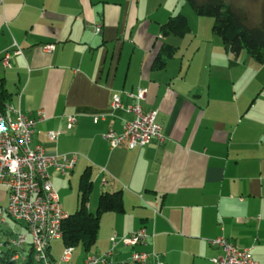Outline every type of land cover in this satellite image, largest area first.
<instances>
[{
  "label": "crops",
  "instance_id": "0c3cea01",
  "mask_svg": "<svg viewBox=\"0 0 264 264\" xmlns=\"http://www.w3.org/2000/svg\"><path fill=\"white\" fill-rule=\"evenodd\" d=\"M177 5L184 7L179 0H2L0 60L14 45L21 50L9 68L0 61L5 104L44 114L31 138L46 155L78 154L65 175L49 171L56 192L89 168L90 212L102 192L121 193L123 212L101 216L93 255L106 254L112 236L142 227L150 235L145 246L119 243L105 264H128L133 251L155 252L164 264H212L221 250L209 242L219 237L264 264V64L229 52L212 24L195 32L191 24L202 20L192 16L185 15L189 34L163 36ZM163 44L176 51L154 68ZM138 88L147 89L143 110L157 109L165 141L111 149L102 136L121 133L129 118L108 114L111 95ZM67 116L76 118L71 129ZM50 131L61 133L56 141L45 137ZM60 239L50 242L52 261L51 244ZM23 251L25 261L30 251ZM73 251L65 264H83Z\"/></svg>",
  "mask_w": 264,
  "mask_h": 264
},
{
  "label": "built area",
  "instance_id": "2783aa9c",
  "mask_svg": "<svg viewBox=\"0 0 264 264\" xmlns=\"http://www.w3.org/2000/svg\"><path fill=\"white\" fill-rule=\"evenodd\" d=\"M99 31L96 26L93 32L98 34ZM14 48L0 60L4 68L10 67L13 55L21 54L18 46L14 45ZM53 49V45L44 46L46 52ZM147 92L145 88H138L133 92H114L111 95L108 114L124 112L129 116L123 120L121 133L109 131L102 136L111 149L124 143L130 150L143 147L153 140L157 144L164 143L162 128L157 123V109L147 112L143 110L142 102ZM122 95L131 103H123ZM9 113L15 115L14 120L9 117ZM105 116H97L93 122ZM44 118L41 111L30 116L10 104H5L0 111V189L7 195L6 205H0V225L5 226L7 218H10L24 228L23 232L14 234L7 242L0 244V252L3 248L13 251L12 260L17 261L25 257L23 248L27 246L30 253L26 260H32V264H57L51 261L49 245L52 240L61 238V222L68 214L61 209L59 196L48 175L51 169L61 175L71 171L78 160V154L48 156L41 146L32 145L31 137L35 127ZM75 123L74 116L66 117L67 129L73 128ZM60 134L50 131L45 137L49 141H56ZM101 172L105 171L102 169ZM101 182L106 183L105 177L101 178ZM149 238L150 235L143 227L127 236H112L109 239L110 250L101 257L89 256L84 264H105L119 243L124 248H134L147 245ZM209 243L221 250L218 257L211 259L212 264H258L252 258L249 248H238L224 237ZM72 251V248H64L58 263H68ZM148 260H152L153 264H164L161 256L155 252L133 251L130 256V261L136 264H145Z\"/></svg>",
  "mask_w": 264,
  "mask_h": 264
},
{
  "label": "trees",
  "instance_id": "16d2710c",
  "mask_svg": "<svg viewBox=\"0 0 264 264\" xmlns=\"http://www.w3.org/2000/svg\"><path fill=\"white\" fill-rule=\"evenodd\" d=\"M198 17H207L212 20V33L219 37L223 45L238 55L246 52L248 56L259 65L264 64V26H252L248 23L246 14L224 0H185ZM163 36L174 35L184 37L190 33L188 19L182 14H177L162 25ZM176 48L163 44L154 61V68H162L165 61L173 57ZM0 81V111L7 102L8 94ZM92 191L90 169L81 173L78 183V201L76 210L68 214L61 222V241L64 248L75 249L80 247L90 251L97 240L100 218L108 212H123V199L120 192H102L99 195L95 212L88 210V199ZM14 252L2 249L0 264H14ZM23 264H32V260H25Z\"/></svg>",
  "mask_w": 264,
  "mask_h": 264
},
{
  "label": "rangeland",
  "instance_id": "374dc122",
  "mask_svg": "<svg viewBox=\"0 0 264 264\" xmlns=\"http://www.w3.org/2000/svg\"><path fill=\"white\" fill-rule=\"evenodd\" d=\"M169 2V4L172 3V0H166ZM180 3L182 5H184V7H181V5H177L176 8V14L178 13H182L184 16L188 15L187 17H191L192 18H196V19H201V23L200 24H195L192 23L191 27L194 29L195 32H199V33H207V27H209V24H212V20L210 18L207 17H197L195 15H193V13L191 12V9L189 8L187 2L185 0H179ZM226 2V4L231 5L233 8L238 9L242 12H244L248 18V23L249 25L252 26H259V25H263L264 26V0H224ZM175 14V15H176ZM207 22H208V26H207ZM201 25V26H199ZM216 42H218L219 44L222 45L221 41L217 38ZM223 46V45H222ZM243 56H247L246 52H242ZM251 60V59H250ZM67 179H71V177H67L65 180V190H58L57 194L59 196V201H60V206L61 209L65 212V214H72L74 213V211L76 210V205H77V181L75 184H73V180H72V185L70 186V184L68 183ZM7 202V195L5 193L4 190L0 189V205L1 206H5ZM96 210V206L94 208L93 211ZM20 226L15 223L12 219L7 218V224L5 226L0 225V244H3L4 242H7L11 237L14 236V234L18 233L20 228ZM52 248V256L54 257L55 261H52L53 263H57L59 264V259L61 257V252L64 249V246L62 244L61 240H58L56 242H52L51 244ZM94 246L91 248L90 251H84L83 249H81L80 247H77L74 249V253L73 256L76 255H80V257H84V261L86 260V258H88L89 256H94V257H101V256H95L93 255V251H94ZM6 249V248H3ZM81 259V258H79ZM24 259H20V261L17 260V262H15L14 264H23L24 261H22ZM15 261V260H13ZM70 261V260H69ZM113 262L110 261L109 264H111ZM148 262V261H147ZM146 262V263H147ZM123 263V262H122ZM128 264H134L131 261L127 262ZM65 264V263H64ZM84 264V263H83ZM153 264V262H152Z\"/></svg>",
  "mask_w": 264,
  "mask_h": 264
}]
</instances>
